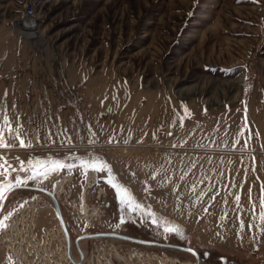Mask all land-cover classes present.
Returning a JSON list of instances; mask_svg holds the SVG:
<instances>
[{"label":"rangeland","instance_id":"374dc122","mask_svg":"<svg viewBox=\"0 0 264 264\" xmlns=\"http://www.w3.org/2000/svg\"><path fill=\"white\" fill-rule=\"evenodd\" d=\"M31 1L0 0V126L6 114L31 143L0 148L13 182L31 174L21 162L69 165L56 190L82 232L97 226L78 217L83 162H103L158 218L160 242L193 248L200 264H264V0H34L36 36L20 26ZM4 211L14 221L0 264H25L23 247L27 264L36 247H63L47 200L17 190ZM89 245L131 264V246L117 244L116 257L110 242Z\"/></svg>","mask_w":264,"mask_h":264},{"label":"flooded vegetation","instance_id":"af4514ba","mask_svg":"<svg viewBox=\"0 0 264 264\" xmlns=\"http://www.w3.org/2000/svg\"><path fill=\"white\" fill-rule=\"evenodd\" d=\"M90 162H98V161H90ZM41 171H43V169H41ZM85 171L87 172V177L86 179L83 180H85L88 183L84 189L82 196L83 206L80 208V210H82L81 214L84 213L85 216L81 218V214H78V217L79 219H82L85 224L91 223L97 226H93L92 229L86 231L84 230L82 232L78 229V227L77 228L74 227L77 222H73L67 216H65L64 210L62 208V204L59 200L62 190L59 193V188L56 190V186L58 181L60 180V178H62V176H64V174L62 175L61 172L59 171V172L50 173L47 177L40 176V178L36 180H28V179L24 180V182H26L25 183L26 185L41 187L43 189L52 192L53 195L55 196L59 204L64 219V223L66 225V229L68 231L69 241H70V254L74 258V260L77 261L79 259L80 251L82 252L83 255V259L81 262H84L86 257L89 256V254L93 253V250L91 249V245H89V241H93V240L95 241L104 240L106 242H110L111 246L115 248V255L118 256L121 255L117 250L116 247L117 244L126 247L128 246L133 247L131 249V252L134 250L143 251V249H141L142 247H147L146 250H148L149 248H155V249L162 248V250H166V249L173 250L171 248L158 247L155 245H148L141 242L142 240H146L150 242H160L155 232V230H158L160 226L158 218L153 216L152 211L150 210L146 211L144 210V208H138L136 211H133L128 204L122 203L120 196L117 193V189L114 188L111 183H109V181H112V183L118 182L119 184H121L118 180L115 179L112 172H108L107 169H105L104 171H96L92 167H87V168L85 167ZM73 180H74V176H71L70 179L67 180V182L70 183ZM64 183L65 181H63L61 184L64 185ZM62 189L64 190V188ZM17 190L29 191L32 194H34V196H36L37 199L40 200L45 199L48 201L52 209L53 215L55 217L56 231L60 238L59 232L62 234L63 232L59 224L58 217L54 208V204L50 196L41 190H35V189H17ZM17 190H14L13 192ZM8 196L5 199L4 204L0 209V221L3 220V216L5 213L4 208L6 206V201L8 199ZM25 201L26 203L30 202L29 198H25ZM135 201L137 202L136 197H135ZM75 207L79 209L78 206ZM13 217L14 214L12 213V215H10V218L8 217L9 219H7L5 223L8 224L9 222H13L14 221ZM154 220L155 222H153ZM39 221L44 222L43 217L41 216L39 218L36 217V223H38ZM57 225H59V231L57 229ZM167 229L168 228H166V230ZM4 230L5 229L0 230V233H3ZM43 230H46L45 226H42L39 233L34 234V236H32L31 238H35V236H37L36 237L37 239L41 238L42 234H44ZM28 231L31 234L32 231L31 227L28 229ZM95 233H112V234H119L124 237L123 238H119V237L96 238L92 236L80 237L83 235H89ZM130 238L137 239L138 241L132 240ZM60 239L62 240L61 245L63 246V248L65 247L66 249L65 253L67 255V244L64 238V234H63V238L61 237ZM160 243H170V242H160ZM90 251L91 253H89ZM12 257L14 258V256ZM202 262L203 261L200 257L199 263Z\"/></svg>","mask_w":264,"mask_h":264},{"label":"snow or ice","instance_id":"6c2138e0","mask_svg":"<svg viewBox=\"0 0 264 264\" xmlns=\"http://www.w3.org/2000/svg\"><path fill=\"white\" fill-rule=\"evenodd\" d=\"M3 120L4 124L3 126H0V148L7 149L10 147L19 146L21 148L23 147H31V143H26L24 139L19 137V129L13 130L11 128V122L8 119L6 114H3ZM7 130L9 133L15 132V138L19 140L18 145L10 144L5 138H4V131ZM30 167L24 168V163L21 162V169L25 172H30L31 174L27 177L28 180H36L38 176H44L47 177L50 173L59 172L65 168H68L69 165L62 161H52L50 164H42L40 162H29ZM84 167H92L96 171H104L107 169L108 172H111V167L106 165L103 162H90V161H84L83 162ZM11 165L8 164V161L5 159V157L0 156V176L6 177L7 179H4L3 181H0V201L5 200L7 198L6 193L11 192L16 187L22 186L25 184V182L19 178H17L14 182L11 179V172L9 171V168ZM43 169V171H41ZM12 171H15V169H12ZM109 183L112 184L114 188L117 189V193L120 196L121 202L128 204L133 211H136L138 208H143L144 206L137 203L135 201V197L132 195L131 190L127 188L124 185L117 183H112V181H109ZM237 199H239L237 197ZM8 219L7 216L4 217L3 221H0V230L6 229L8 227L6 221ZM260 220L262 224H264V213L260 215ZM155 222V220L153 221ZM242 226H243V222ZM169 232H176L177 229L175 228H169L167 229ZM191 251V249H189Z\"/></svg>","mask_w":264,"mask_h":264},{"label":"built area","instance_id":"2783aa9c","mask_svg":"<svg viewBox=\"0 0 264 264\" xmlns=\"http://www.w3.org/2000/svg\"><path fill=\"white\" fill-rule=\"evenodd\" d=\"M34 0H32L31 2H29L24 9V13H23V18L22 19H29L32 18L33 16H37L35 13V7L36 4H34L35 2H33ZM11 251V248H10ZM21 256H23L25 258V264H27L29 261L33 262V258L31 259L30 256L31 255V249L26 250L23 248L19 249ZM33 252L35 253V255H39L38 257V262H36V264H61V260L63 259L64 264H73L71 263V261L69 260L68 256L66 255V253L64 252V248H60L58 250V246H50L48 249H46L45 247H36L35 249H33ZM102 254V253H101ZM13 256L17 257L18 253L17 250L13 251ZM46 256V258H45ZM100 258L98 259L96 254L91 253L89 257L90 261L88 264H93L94 259L96 258V261L101 262V260H103L104 264H113L112 261V256L108 255L106 256L105 254L102 255H98ZM116 257H119L118 255H115ZM49 259V260H47ZM89 259H85L84 262H81L79 264H84L85 262H87ZM41 260L43 261V263L41 262ZM129 261H131V264H190L191 262H185V261H180L177 258H173V257H169L168 255H166L165 252H158V251H150V250H143V251H138V250H134L132 252L129 253ZM128 261L125 260L124 263H127Z\"/></svg>","mask_w":264,"mask_h":264},{"label":"water","instance_id":"95a60500","mask_svg":"<svg viewBox=\"0 0 264 264\" xmlns=\"http://www.w3.org/2000/svg\"><path fill=\"white\" fill-rule=\"evenodd\" d=\"M17 189L41 190V191L45 192L46 194H48L50 196V198L52 199V202L54 204V208H55V211H56V214H57L58 221H59V224L61 226L62 232L64 234V238L66 240L68 258L71 261V263L79 264L82 261V259H83L82 252L80 251V257H79V259L77 261L74 260V258L70 254V241H69L68 231L66 229V225L64 223V219H63L59 204H58L55 196L53 195V193L48 191V190H46V189H43L41 187L31 186V185H26V184H24L22 186H19V187H16L14 190H17ZM14 190H12L11 192H13ZM11 192L6 193V196H8ZM4 201L5 200H2L0 202V209L3 206V204H4ZM88 236H92V237H96V238H102V237H119V238H123L124 237L122 235L112 234V233H95V234L83 235V236H80V237H88ZM80 237H78V238H80ZM130 239H132V238H130ZM132 240H137V239H132ZM141 242L144 243V244H148V245H155V246H158V247H165V248L167 247V248H171V249H174V250H181V251L189 252L195 257V264H200L199 263L200 256H199L198 252L196 250H194L193 248H191V247L182 246V245H178V244H171V243L150 242V241H146V240H142ZM189 249H191V251H189ZM238 264H250V263L242 262V263H238Z\"/></svg>","mask_w":264,"mask_h":264},{"label":"bare ground","instance_id":"6f19581e","mask_svg":"<svg viewBox=\"0 0 264 264\" xmlns=\"http://www.w3.org/2000/svg\"><path fill=\"white\" fill-rule=\"evenodd\" d=\"M37 20L38 19H36V16H33L32 18H29V19H21L20 20V26L22 28H24L26 31L32 30V32H34L35 33L34 35L36 36V35L39 34V30L35 28V26L37 27V24H38ZM61 236L63 238V234L62 233H61ZM64 245H65V243H64ZM7 246L9 248H11V243L8 242ZM190 264H195V263H190Z\"/></svg>","mask_w":264,"mask_h":264}]
</instances>
